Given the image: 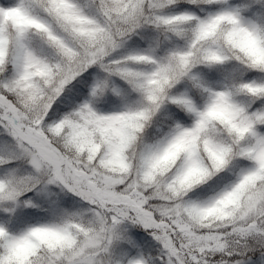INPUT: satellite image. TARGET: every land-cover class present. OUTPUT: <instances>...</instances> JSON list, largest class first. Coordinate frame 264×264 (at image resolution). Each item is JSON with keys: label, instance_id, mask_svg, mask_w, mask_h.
<instances>
[{"label": "snow or ice", "instance_id": "1", "mask_svg": "<svg viewBox=\"0 0 264 264\" xmlns=\"http://www.w3.org/2000/svg\"><path fill=\"white\" fill-rule=\"evenodd\" d=\"M0 264H264V0H0Z\"/></svg>", "mask_w": 264, "mask_h": 264}]
</instances>
